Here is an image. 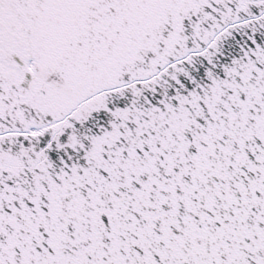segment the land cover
Listing matches in <instances>:
<instances>
[{
    "label": "snow or ice",
    "instance_id": "1",
    "mask_svg": "<svg viewBox=\"0 0 264 264\" xmlns=\"http://www.w3.org/2000/svg\"><path fill=\"white\" fill-rule=\"evenodd\" d=\"M0 264H264V0H0Z\"/></svg>",
    "mask_w": 264,
    "mask_h": 264
}]
</instances>
